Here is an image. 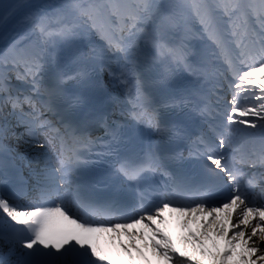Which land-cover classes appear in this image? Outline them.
<instances>
[{
	"label": "snow or ice",
	"instance_id": "obj_1",
	"mask_svg": "<svg viewBox=\"0 0 264 264\" xmlns=\"http://www.w3.org/2000/svg\"><path fill=\"white\" fill-rule=\"evenodd\" d=\"M10 20L0 264H264V0L0 2Z\"/></svg>",
	"mask_w": 264,
	"mask_h": 264
},
{
	"label": "bare ground",
	"instance_id": "obj_2",
	"mask_svg": "<svg viewBox=\"0 0 264 264\" xmlns=\"http://www.w3.org/2000/svg\"><path fill=\"white\" fill-rule=\"evenodd\" d=\"M38 2V0H32V2ZM16 29V21L10 20L6 26L3 23H0V46H3L4 40L6 38H10L12 35H14V30ZM105 82H107V75L105 74ZM105 104H108L107 106L114 104L113 101L110 99L104 100ZM114 109H116V106L114 104ZM122 119L121 117H118ZM15 145V142H13V146ZM21 151H24L23 148L20 149ZM8 251V246L0 242V254H4Z\"/></svg>",
	"mask_w": 264,
	"mask_h": 264
},
{
	"label": "rangeland",
	"instance_id": "obj_3",
	"mask_svg": "<svg viewBox=\"0 0 264 264\" xmlns=\"http://www.w3.org/2000/svg\"><path fill=\"white\" fill-rule=\"evenodd\" d=\"M34 2V1H33Z\"/></svg>",
	"mask_w": 264,
	"mask_h": 264
}]
</instances>
